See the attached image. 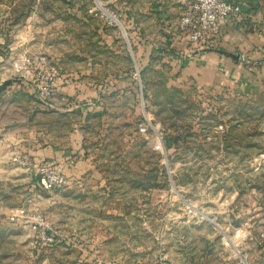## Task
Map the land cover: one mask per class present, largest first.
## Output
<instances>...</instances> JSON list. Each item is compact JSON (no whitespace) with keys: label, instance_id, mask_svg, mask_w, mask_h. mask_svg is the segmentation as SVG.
I'll return each instance as SVG.
<instances>
[{"label":"rangeland","instance_id":"374dc122","mask_svg":"<svg viewBox=\"0 0 264 264\" xmlns=\"http://www.w3.org/2000/svg\"><path fill=\"white\" fill-rule=\"evenodd\" d=\"M226 1L264 43V0ZM192 5L0 0V264H264V90L169 64L191 47L179 23ZM226 25L206 49H228ZM230 50L264 84V48L251 62ZM27 57L49 58L74 95L41 102ZM58 143L92 170L34 191L25 164ZM39 215L56 245L34 244Z\"/></svg>","mask_w":264,"mask_h":264},{"label":"crops","instance_id":"0c3cea01","mask_svg":"<svg viewBox=\"0 0 264 264\" xmlns=\"http://www.w3.org/2000/svg\"><path fill=\"white\" fill-rule=\"evenodd\" d=\"M240 31L241 27H237L233 19L227 23L224 29V42H227L225 41L226 39H231L227 44V50L206 49V45H204L206 42L202 43L200 47L188 48L183 42V44H180L182 46L181 49L180 45L178 48L176 46V50L174 49V51L167 55L168 62L184 71L202 69L207 75L214 76L218 80H226L229 82L228 84H231L229 86H232L234 91L238 93H261L264 90V84L257 83L248 78L247 74L251 75V69L240 64V61L237 63L233 60L231 55L235 54L230 49L236 48L241 50L239 56L243 55L246 57V61L251 62L262 55L261 51L264 48L263 39L256 35L243 34ZM186 47L188 50L185 54L181 50H184ZM63 84L64 82L57 89L60 100L66 99L67 96L72 97L75 92L74 88L66 87ZM100 92L95 90L92 95H100ZM73 108L72 110H74ZM76 108L77 110L80 109V107ZM80 111L83 110L81 109ZM76 139L75 137L74 140ZM58 145L59 147L56 148L54 146H47L41 151H37L33 156V165L36 166L44 162L51 163L64 173L68 180L71 177L82 176L85 172L92 170V164L89 160H78L80 155H82V147H77L75 144L74 146L71 144L68 147H62L60 143Z\"/></svg>","mask_w":264,"mask_h":264},{"label":"built area","instance_id":"2783aa9c","mask_svg":"<svg viewBox=\"0 0 264 264\" xmlns=\"http://www.w3.org/2000/svg\"><path fill=\"white\" fill-rule=\"evenodd\" d=\"M242 8L226 0H193L192 13H187L179 23L180 32L187 37L191 47H200L209 37H216L223 25L230 18L239 17ZM117 21L115 18L111 17ZM23 65L33 67L35 90L38 99L48 105L58 96L57 89L64 79L58 66L47 57H32L23 59ZM138 72V70H137ZM145 132V129L141 130ZM27 171L34 178V191L51 193L62 189L68 184V178L53 164L44 162L39 165L25 164ZM22 210L21 215L25 214ZM36 235L34 244L37 247L54 246L60 235L45 223L42 216L36 218ZM259 246H264V232L259 238ZM239 264H250L247 253L240 254Z\"/></svg>","mask_w":264,"mask_h":264},{"label":"water","instance_id":"95a60500","mask_svg":"<svg viewBox=\"0 0 264 264\" xmlns=\"http://www.w3.org/2000/svg\"><path fill=\"white\" fill-rule=\"evenodd\" d=\"M12 85V81L8 80L0 84V93L5 91L9 86Z\"/></svg>","mask_w":264,"mask_h":264}]
</instances>
